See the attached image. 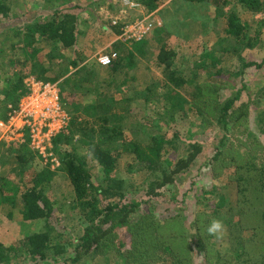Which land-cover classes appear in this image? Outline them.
I'll return each mask as SVG.
<instances>
[{
    "label": "trees",
    "instance_id": "obj_1",
    "mask_svg": "<svg viewBox=\"0 0 264 264\" xmlns=\"http://www.w3.org/2000/svg\"><path fill=\"white\" fill-rule=\"evenodd\" d=\"M139 1L148 9L155 7L154 0ZM188 1L209 2L217 7L227 3V0ZM236 2L251 15L264 12V0H236ZM54 5V2L50 3V7ZM4 6L5 0H0V26L4 24L9 26V18L3 14ZM32 19L33 16L20 19L23 22L21 30L13 33L11 37V39L20 37V40L11 42L7 48L5 44L9 37L0 40V58L6 59V62H0L2 118H7L12 108H16L19 100L26 95L27 88L23 82L26 76L51 83L62 77L61 69L52 68V60L57 56L63 58L64 55H61L57 49L65 50L73 47L78 37V17L71 6L54 10L44 21ZM9 28L13 30L15 27L11 24ZM243 29L239 17L230 13L225 33L236 45L241 43V46H238L240 52L253 48L256 40L246 37ZM116 32L119 33V30ZM37 39L52 46L47 64L42 61L41 56L35 57L40 49L33 48L32 45ZM15 48L21 50L23 60L18 61L19 59L15 57ZM237 56L240 60L238 66L240 68L236 72L238 76L245 75L244 69L249 66L255 69L264 68V58L261 61H246L238 52ZM175 57V50L169 44L161 42L156 54V62L162 68L163 84L173 89H180L189 80L175 71L173 67ZM68 65L75 67L77 62L70 59ZM125 65L122 57L115 59L107 68L115 72ZM206 69V63L200 62L192 73V79L196 80L199 73ZM53 72L54 74L50 76ZM222 72L229 70L218 69L214 73L206 72L207 83L216 85L213 92L216 97L219 96L220 85L226 84L227 81L223 76L221 77ZM240 81V86L234 89L233 94L221 97L218 106L214 107L216 118L213 125L221 130L222 135L219 138V145L205 165V170L211 178L225 175V178L234 182L236 186L234 204H229L225 195L218 194L217 187L213 186L210 190L203 188L195 196L204 208L193 211L192 219L188 223L184 221L185 216L181 213L157 218L153 212L157 201L153 198H159L162 189L173 184L176 176L181 172L191 170V166L196 163L197 157L202 152V143L191 137L193 133L190 129L187 131L188 137H191L188 140L182 143L175 140L166 141L172 143L175 158L166 160L169 168H162L161 147L165 144L164 141L159 136H152L146 144L124 140L122 128L107 126L106 113L96 115L99 107H104V112H107V107H111L109 103H117L112 98L102 97L101 103L85 106L84 111L88 116L94 117L91 124L88 121H73V119L69 133L60 132L53 139L54 150L60 162L57 170L65 173L72 186L73 208L83 225L81 234L65 242L56 239L58 234L52 236L58 218L53 214V205L45 193L44 184L53 180L56 171L49 170L35 161L34 175L24 190H21L19 183L13 179L5 177L0 180V203L13 206L18 202L22 219L24 221L43 219L46 230L29 234L15 242L14 246L6 247L0 242V264H10L11 256L18 258L20 254H24V260L29 264L30 261L46 264H82L85 257L91 255L102 257L104 264H112L108 257L112 251L118 260L114 264H193V260L199 264H264V159L258 158L257 155L253 156L247 151V149H255L256 154L264 151V144L258 137L260 134L264 135V113L256 115L255 124L258 126L259 134L250 135L244 140L233 134L235 129L249 121V105L255 99L259 101L264 99V86L258 90L254 98L247 95L249 98L245 102H240L234 107L235 102L241 97L242 90L247 89L245 80L241 78ZM195 84L201 85V83ZM151 88L148 86L150 92ZM199 94L200 88L194 87L192 92L185 93L188 100L183 99V102H195L201 96ZM147 97L149 96L146 93V100ZM178 100L175 107L164 110L165 115L169 117L179 115L188 125L190 119L187 114L186 117L180 114L184 107L179 103L182 99ZM192 108L196 110L200 119L199 124L205 123V114L198 107ZM74 129L75 133L82 137L81 143L86 155L77 154L68 144ZM230 134H233L236 141L233 144H228ZM58 144L61 146L58 147ZM18 152H20V155H17L18 160L21 162L33 160V154L27 145H21ZM124 153L128 156L125 164L127 172L149 171L154 174V179L148 183L145 191L146 199L137 200L124 196L121 189L116 190L112 185L97 181L91 172V167H98L105 174L104 180H112L110 175L117 167L121 154ZM142 205L145 209L141 208ZM213 219L222 220L225 225V232L219 238L209 235L206 230ZM122 229L128 233L125 242L117 238L118 230ZM223 243H226L225 248L220 247ZM57 258H62L61 262Z\"/></svg>",
    "mask_w": 264,
    "mask_h": 264
},
{
    "label": "rangeland",
    "instance_id": "obj_2",
    "mask_svg": "<svg viewBox=\"0 0 264 264\" xmlns=\"http://www.w3.org/2000/svg\"><path fill=\"white\" fill-rule=\"evenodd\" d=\"M132 1L134 7L128 8L122 5V0H5L3 14L9 18V26L7 24L0 26V40L9 37L5 44L6 48L11 42L20 40V37L11 39L13 33L21 30L23 22L20 19L33 16L32 20L44 21L51 12L64 6H71L78 17V37L75 45L65 50L57 49L64 57L57 56L51 63L52 68H59L63 72L62 77L53 82V86L58 93L64 119H60V123L53 124L43 152L40 153L33 148L26 130L15 128L12 130L13 134L0 130V180L5 177L13 179L19 183L21 190H24L34 175L35 161L49 170L56 171L53 180L44 184V189L52 202L53 214L58 218L52 236L58 234L60 237L57 236L56 239L61 242L74 236L78 237L83 225L73 208L72 186L65 173L57 170L60 162L54 150L53 139L60 132L68 134L73 119V121L93 122L94 117L88 116L84 111L85 106L101 103L102 97L112 98L117 103H109L111 107H107V112H104V107H99L96 115L106 113L107 126L122 128L124 140L146 144L152 136H159L164 141L165 144L161 147L162 168H169L166 160L175 158L172 143L166 141L175 140L182 143L192 137L202 143V152L197 157L196 163L191 166V170L181 172L176 176L173 184L162 189L159 198H153L157 201L153 210L157 218L181 213L185 216L184 221L188 223L192 219L193 211L204 208L195 197L203 188L210 190L216 186L218 194L225 195L229 204H234L236 200L234 182L225 178V175L211 178L205 170V165L219 145V138L222 135L221 130L213 125L216 118L214 107L218 106L221 97L233 94L234 89L240 86L241 78L247 83L245 84L247 89L242 90L241 97L235 102L234 107L240 102H245L249 98L247 95L254 98L258 90L264 86V68L255 69L249 66L244 69L245 75L238 76L236 73L240 68L237 52L246 61H261L264 58V12L251 15L236 0H227L224 6L218 7L209 2L154 0L155 7L152 9H148L139 0ZM53 2L55 5L50 7V3ZM230 13L239 17L246 37L256 39L253 48L238 51L241 43L236 45L225 33ZM16 20L19 21L15 22ZM116 20L118 24L113 25L112 21ZM148 20L153 21V28L140 40H130L121 36L120 26L123 22ZM11 24L15 27L13 30L9 28ZM4 27L6 29H3ZM117 30L119 33L116 32ZM22 32L23 30L21 35ZM161 42L169 44L175 50L173 67L179 75L189 80L180 89H173L163 84L162 68L156 62V54ZM32 47L40 49L35 57L41 56L42 61L47 64L52 46L37 39ZM106 52H114L116 54L114 60L123 57L125 67L111 72L107 66L114 60L105 66L99 64L97 56ZM14 54L18 61L23 60L20 49L15 48ZM70 59L77 62L75 67L68 65ZM202 61L207 65L206 72L214 73L218 69L229 70L220 73L227 81L226 84L220 85L218 97L213 94L216 85L207 83L205 71L199 73L196 80L191 77ZM0 62H6L5 57L0 58ZM53 74L54 72L50 73V76ZM29 78L34 77L26 76L23 79L25 86ZM204 80L206 82L202 83L201 81ZM148 86L152 87L151 92ZM194 87L200 88L199 99L195 102H183V99L188 100L185 93L192 92ZM146 93L149 96L147 100ZM24 98L25 96L19 100L17 107ZM180 98L182 100L179 103L184 107L180 114L184 116L187 114L190 119L188 125L179 115L173 114V117L165 115L164 110L175 107ZM192 107H198L205 114V123L199 124L200 119ZM249 107V121L235 129L233 133L243 140L250 135L259 134L255 121H257V113H264V99L260 101L255 99ZM6 119L0 116V121ZM188 129L193 133L191 137H188ZM233 134L229 135L228 144L236 142ZM258 137L264 144V135L260 134ZM81 142L82 137L75 133L74 129L68 144L77 154L86 155ZM21 145H27L33 154L31 162L23 163L18 160L17 155H20L18 149ZM59 146L61 145L58 144ZM247 151L253 156L257 155L258 158L264 159V151L258 154L255 149H247ZM126 159L128 156L125 153L121 154L117 167L110 175L112 178L110 182L104 180L105 174L98 167H91V172L97 181L112 185L116 190L121 189L124 196L137 200L146 199L145 191L148 183L154 179V174L149 171L127 172ZM19 208L18 202L13 206L0 203V242L6 247L31 233L46 230L43 219L24 221ZM141 208L145 209V206L142 205ZM117 238L125 242L128 233L123 229L118 230ZM220 247L225 248L226 243ZM108 257L112 264L118 262L113 251ZM15 258L11 256L10 264H29L24 260V254ZM57 260L61 262L62 258ZM30 264L46 263L30 261ZM82 264H104V260L102 257L91 255L85 257ZM193 264L199 263L193 260Z\"/></svg>",
    "mask_w": 264,
    "mask_h": 264
},
{
    "label": "built area",
    "instance_id": "obj_3",
    "mask_svg": "<svg viewBox=\"0 0 264 264\" xmlns=\"http://www.w3.org/2000/svg\"><path fill=\"white\" fill-rule=\"evenodd\" d=\"M122 5L128 8L134 7L132 0H122ZM112 23L116 25L118 21ZM153 25L152 20L123 22L120 26L121 36L130 40H140L153 28ZM115 56L114 52L100 53L97 62L105 66L110 64ZM26 88L27 93L19 106L12 108L6 120L0 121V130L9 134H13L12 130L15 128L26 130L33 148L42 153L53 124L60 123L59 120L64 119L59 96L51 82L29 78L26 81Z\"/></svg>",
    "mask_w": 264,
    "mask_h": 264
},
{
    "label": "clouds",
    "instance_id": "obj_4",
    "mask_svg": "<svg viewBox=\"0 0 264 264\" xmlns=\"http://www.w3.org/2000/svg\"><path fill=\"white\" fill-rule=\"evenodd\" d=\"M206 230L209 235H213L219 238L223 236L225 232V225L222 220L213 219Z\"/></svg>",
    "mask_w": 264,
    "mask_h": 264
}]
</instances>
